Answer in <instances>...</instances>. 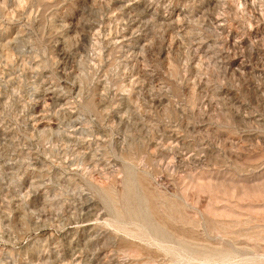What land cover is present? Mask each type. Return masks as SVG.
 I'll list each match as a JSON object with an SVG mask.
<instances>
[{
    "label": "rangeland",
    "instance_id": "obj_1",
    "mask_svg": "<svg viewBox=\"0 0 264 264\" xmlns=\"http://www.w3.org/2000/svg\"><path fill=\"white\" fill-rule=\"evenodd\" d=\"M0 264H264V0H0Z\"/></svg>",
    "mask_w": 264,
    "mask_h": 264
}]
</instances>
